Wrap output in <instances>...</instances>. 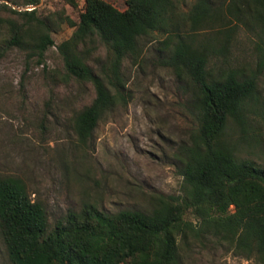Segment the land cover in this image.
Segmentation results:
<instances>
[{"label":"trees","instance_id":"obj_1","mask_svg":"<svg viewBox=\"0 0 264 264\" xmlns=\"http://www.w3.org/2000/svg\"><path fill=\"white\" fill-rule=\"evenodd\" d=\"M40 2L0 0V61L17 49L40 63L52 34L73 28L56 46L60 65L47 73L52 84L92 89L72 115L81 142L126 105L125 70L153 42L160 64L192 89L195 126L173 153L180 192L150 193L142 209L107 212L85 202L50 220L22 178L0 175V234L11 264H183L186 250L209 243L264 264V0H125L123 10L62 0L72 15ZM241 31L253 56L232 65L229 45Z\"/></svg>","mask_w":264,"mask_h":264},{"label":"rangeland","instance_id":"obj_2","mask_svg":"<svg viewBox=\"0 0 264 264\" xmlns=\"http://www.w3.org/2000/svg\"><path fill=\"white\" fill-rule=\"evenodd\" d=\"M106 1L120 10L126 7L125 0ZM41 5L46 10L64 6L74 14L62 0H42ZM72 32L63 24L53 33L55 45L40 63L26 61L17 49L0 61V175L22 178L50 220L80 210L85 202L115 212L142 209L150 193H179L182 178L173 153L195 126L192 89L160 64L157 42L147 44L137 64L125 70L126 105L117 104L81 142L72 115L74 107L90 101L92 89L76 82L52 84L47 73L60 65L56 46ZM229 48L232 65L253 56V43L242 31ZM0 264H11L1 234ZM183 264L254 263L209 243L186 250Z\"/></svg>","mask_w":264,"mask_h":264},{"label":"water","instance_id":"obj_3","mask_svg":"<svg viewBox=\"0 0 264 264\" xmlns=\"http://www.w3.org/2000/svg\"><path fill=\"white\" fill-rule=\"evenodd\" d=\"M41 2H42V0H41ZM41 2H40V4H41ZM32 8H34V7H32Z\"/></svg>","mask_w":264,"mask_h":264},{"label":"built area","instance_id":"obj_4","mask_svg":"<svg viewBox=\"0 0 264 264\" xmlns=\"http://www.w3.org/2000/svg\"><path fill=\"white\" fill-rule=\"evenodd\" d=\"M26 8H29V6H27Z\"/></svg>","mask_w":264,"mask_h":264}]
</instances>
